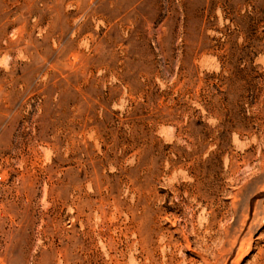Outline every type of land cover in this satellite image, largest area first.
Here are the masks:
<instances>
[{"label":"rangeland","instance_id":"374dc122","mask_svg":"<svg viewBox=\"0 0 264 264\" xmlns=\"http://www.w3.org/2000/svg\"><path fill=\"white\" fill-rule=\"evenodd\" d=\"M0 264H264V0H0Z\"/></svg>","mask_w":264,"mask_h":264}]
</instances>
